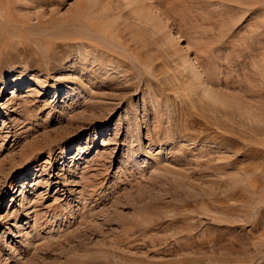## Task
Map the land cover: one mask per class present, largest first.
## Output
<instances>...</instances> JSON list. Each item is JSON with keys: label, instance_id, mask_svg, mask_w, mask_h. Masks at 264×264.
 I'll return each instance as SVG.
<instances>
[{"label": "rangeland", "instance_id": "374dc122", "mask_svg": "<svg viewBox=\"0 0 264 264\" xmlns=\"http://www.w3.org/2000/svg\"><path fill=\"white\" fill-rule=\"evenodd\" d=\"M0 264H264V0H0Z\"/></svg>", "mask_w": 264, "mask_h": 264}]
</instances>
